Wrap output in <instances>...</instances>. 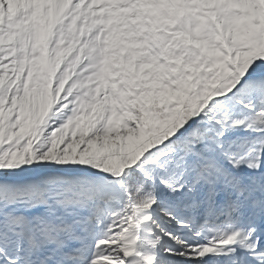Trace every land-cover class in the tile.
Here are the masks:
<instances>
[{
	"label": "snow or ice",
	"instance_id": "6c2138e0",
	"mask_svg": "<svg viewBox=\"0 0 264 264\" xmlns=\"http://www.w3.org/2000/svg\"><path fill=\"white\" fill-rule=\"evenodd\" d=\"M0 264H264V0H0Z\"/></svg>",
	"mask_w": 264,
	"mask_h": 264
}]
</instances>
